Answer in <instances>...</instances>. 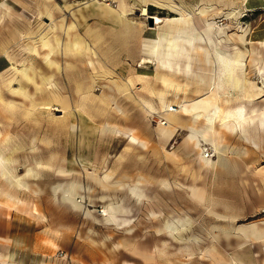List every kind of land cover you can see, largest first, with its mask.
<instances>
[{"label":"rangeland","instance_id":"rangeland-1","mask_svg":"<svg viewBox=\"0 0 264 264\" xmlns=\"http://www.w3.org/2000/svg\"><path fill=\"white\" fill-rule=\"evenodd\" d=\"M97 1L0 0V86L4 100L20 107L12 110L0 101V146L5 148L2 141L12 134L6 152L15 145L24 147L13 153V166L29 185L11 190L0 179V194L11 190L18 196L17 204L0 196V255L11 256L7 264H264V240L244 239L241 231L244 228L250 233L255 224L264 232V140L257 147L239 130L226 129L218 141L231 164L212 170L210 160L217 161L218 155L211 143L196 144L187 128L163 136L159 129L167 120L159 114V99L150 93L156 66L144 64L141 40L126 39L116 13L109 14L103 5L115 11L126 9L132 21L147 26L144 38H152L167 19L181 16L175 7L197 13L209 2L173 0L171 6L165 0H157L161 1L158 4L153 0ZM3 3L10 7V14ZM144 3L151 4L146 15H142ZM65 4L72 6L66 8ZM238 8L240 19H225L231 9L223 6L216 21L231 46L248 51L245 74L264 88V0H247ZM195 20L196 28L203 30L201 17ZM72 22L85 38L104 32L107 36L98 51L107 56L101 53L100 59L90 53L75 69L58 72L49 66L40 37L53 35L51 25ZM88 28V34L84 33ZM57 32L65 37L60 29ZM33 42L37 52L31 54L27 46ZM7 54L15 58L17 67L24 62L33 64L38 82L41 74L53 76L48 92L62 98L71 111L65 125L54 122L64 115V111L55 110L61 109L59 106L24 115L23 105L28 106L31 99L13 93L3 82L15 78V87L22 81L33 98L41 96L34 94L33 83L10 67ZM86 58L93 67L85 63ZM253 58L259 64L253 63ZM58 59L65 66V59ZM103 64L124 79H134L129 92L139 103L117 92L110 77L93 84L89 101L76 103V81L89 84L91 73ZM155 86L165 89L160 82ZM102 93L114 97L113 101L102 102L97 98ZM190 97L195 101L184 103L185 118L197 111L203 99L211 100L206 113L219 109L216 86L202 98ZM254 104L263 107L264 97ZM211 196L219 199L217 208L208 203ZM230 212L238 214L236 229L229 227V218L217 216Z\"/></svg>","mask_w":264,"mask_h":264},{"label":"bare ground","instance_id":"bare-ground-1","mask_svg":"<svg viewBox=\"0 0 264 264\" xmlns=\"http://www.w3.org/2000/svg\"><path fill=\"white\" fill-rule=\"evenodd\" d=\"M100 1L103 2L105 0H98L97 2L99 3ZM153 1L157 4L161 3V1ZM200 1H207L210 5L197 9L199 10L197 13H191L186 9H179L175 7L176 10L180 11L181 16L178 18L167 19L165 26H159L158 30L156 31L157 35L152 38H144V33L146 32L147 26L141 23L137 24L136 22L132 21L129 18V13L126 11V9H118L117 11H115L108 4L104 3L103 5L105 6V9H107L106 11L109 14L116 13L117 19L122 24V28L120 29V31L123 32V34L126 36V39L130 40L131 38H138L139 40H141V42L143 43L144 52H146V56L142 57L143 62L149 61L154 63V66H156L155 75L153 77L154 83L152 84L153 89L150 91V93L159 99V103H161V112L159 114L163 115L167 120L162 122L163 125L159 129L160 133L165 137H171L175 133L180 131V129H189L191 133L190 137L196 144L200 145L202 141H205L213 145L214 152L218 155V159L217 161L210 160V166L212 170H217V167L219 166L226 169L231 163L230 158L226 154V150L221 149L219 145L220 142L218 141V137L221 136V132L226 135V129H232L233 131L239 130L240 134L243 135V138L246 141L254 142L257 147L259 146L261 140H264V106L259 107L254 104L258 98L262 96L264 97V88L259 87L256 82L250 80V78H248L245 74L244 62L248 51L241 49L238 46H231V44L228 43L229 41H227L226 37L224 36L225 32L223 27L218 25V22L216 21V19L220 17V14L223 12V6H228V8L230 7L231 9L229 12H225V19H240L238 7L243 6L247 0ZM165 2L169 3V5L172 6L173 0H165ZM213 2L216 3L215 6ZM3 5L5 6L7 13L10 14V7L5 3H3ZM150 5L151 4L144 3L142 8V15L148 14ZM71 6L72 4H65L66 8H70ZM192 9L195 11L194 8ZM241 10L242 9L240 7V11ZM48 15L49 17L52 16L50 12L48 13ZM196 16L201 17V19L204 21L205 28L203 30H199L198 28H196ZM156 20L158 21L157 17ZM58 29L65 33V37H63V34L60 35L57 32ZM50 30L54 32L53 35L49 36L48 33L42 34L40 40L42 47L46 49V59L49 66L55 67L58 72H61V70L64 69H75L78 66V61L82 60V57L85 58L86 55L90 53L98 55L101 59L100 54L102 52L98 50H100L99 46L101 42H103L105 36H107L104 32H99L95 35V37L91 39L89 37L85 38L79 31V27L76 22H72L69 25H66L65 23H62L60 26L51 25ZM89 30L90 28L85 29L84 33L86 32V34H88ZM114 31L118 32L119 30ZM243 38L244 37H241L240 41H243ZM263 43L264 42H262V44ZM27 50L31 54L36 53V43L31 45L29 44L27 46ZM7 55L9 61L11 62L10 67L24 76V80L26 79L28 82L33 83L35 86L34 94H36V96L37 94L41 96L40 99L33 98V94H31L25 88V86H23L24 84L22 85V81L20 82L18 87H15L13 84L16 81L15 78L8 79L3 82V84L6 85L13 93H18L23 95L25 98L31 99V103L28 106L23 105L24 115L28 117L34 114V112L37 110L41 112L42 109L50 110L53 106H59L61 107V109L55 107V110L57 109L59 111H64V115L57 116L54 119V122L64 124L67 119H70L68 118V115L71 114V111L68 104L62 101V98H60L59 96L54 98L48 92L47 86L48 84H50V82H52L53 76H46L41 74V81L38 82L36 81V78H38V72L33 64H26L24 62L21 68L17 67V65L15 66V58L10 54ZM102 55L104 57L107 56L103 53ZM60 56L65 59V66L60 63V60L58 59V57ZM85 61L88 66L93 67L92 61H89V59L87 58L85 59ZM254 61L255 64H259L256 63V58L252 59L253 63ZM106 77H110V83L112 82L117 92L123 95L125 94L127 98L133 99L138 102L136 98H134L133 93L129 92L130 87L134 86V79H124L121 74H116L111 68L106 66V64H103L102 69L95 68V71L91 73V81L89 84L85 85L84 82L76 81L75 87L76 93L78 94L76 103L82 104L86 103L87 100L89 101V99H91L93 95V84L98 80H102ZM22 78L20 80H22ZM145 81L149 83L153 80L148 81L147 79ZM159 82L165 86V89L163 91L155 86ZM215 86L217 87L219 92V109L210 114L206 113L204 110L207 108V106L209 107V105L211 104V100L209 98L203 99L202 102H198L203 104H197V111L191 114L189 118H185L184 108L186 105L184 103L195 101L190 96L195 95L197 98H202L205 95L210 94ZM2 90L3 89L0 86V101L4 102L5 105L12 110L19 107V105L14 101L6 102L3 98ZM97 98H99L104 103H109L114 99V97L103 93ZM173 103H175L176 105H173ZM81 104H77L76 107L80 106V108H82ZM112 126L111 128H113ZM133 139L137 140V142L140 144H145L144 140L136 136H133ZM256 139H258V141ZM11 142L12 134H7V136H5L2 141V143L5 145V148H9ZM225 145L228 146V144L224 141V146ZM22 147L23 146L19 147L18 145H15L12 147L13 149L11 150V152L8 153L6 152L5 148L0 146V179L8 184L10 189H17L18 191L26 189L28 185L27 183L22 181L20 177H18L16 169L13 166V163L15 162L13 153H15V151L17 152V150H19L20 148L22 149ZM248 149L249 148H247V150ZM246 155L244 154V156ZM226 171L228 172V170ZM28 172H30V169H28ZM11 190L4 192L1 191L2 194H0V196L2 195L9 201L15 200L16 202V199H18L17 193H13V191ZM212 197L213 196L209 197V199L206 200L208 201L210 206L215 205L214 207L217 208V206L219 205L216 204L219 203H216V201L219 199L215 200L216 198L214 199ZM15 202L14 204H17L18 201L16 203ZM78 203L80 202L78 201ZM227 205L228 204H226L225 206ZM220 206L222 207V205ZM229 210H231V208ZM229 210L227 209L226 212ZM104 212L109 217L108 210H104ZM217 216L229 218L232 221V225L227 226L232 227V229H236L234 223L238 218V214L230 212L227 215L218 214ZM224 226L225 225H223V227ZM241 231L244 235L243 238L245 237L244 239L250 238L264 240V232L260 233L261 231H259L258 227H256L255 224L252 226V231H250V233L244 230V228L241 229ZM10 260V255H8L7 257L0 255V264H7ZM233 260L235 262L236 259Z\"/></svg>","mask_w":264,"mask_h":264},{"label":"water","instance_id":"water-1","mask_svg":"<svg viewBox=\"0 0 264 264\" xmlns=\"http://www.w3.org/2000/svg\"><path fill=\"white\" fill-rule=\"evenodd\" d=\"M144 64H150V65H151V67H152V66H154V63H152V62H149V61H146Z\"/></svg>","mask_w":264,"mask_h":264}]
</instances>
